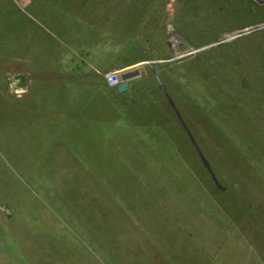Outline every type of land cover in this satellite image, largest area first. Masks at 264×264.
I'll return each instance as SVG.
<instances>
[{
  "label": "rangeland",
  "instance_id": "374dc122",
  "mask_svg": "<svg viewBox=\"0 0 264 264\" xmlns=\"http://www.w3.org/2000/svg\"><path fill=\"white\" fill-rule=\"evenodd\" d=\"M218 226L264 245V0H0V264H173Z\"/></svg>",
  "mask_w": 264,
  "mask_h": 264
},
{
  "label": "crops",
  "instance_id": "0c3cea01",
  "mask_svg": "<svg viewBox=\"0 0 264 264\" xmlns=\"http://www.w3.org/2000/svg\"><path fill=\"white\" fill-rule=\"evenodd\" d=\"M17 28L19 26L15 27L13 34L15 43L19 40ZM211 230L202 234L194 229L187 231L184 234L187 243L164 248L161 255H167L173 264H264V245L253 243L251 235H244L238 229L219 226ZM163 259L164 264H169L167 259Z\"/></svg>",
  "mask_w": 264,
  "mask_h": 264
},
{
  "label": "water",
  "instance_id": "95a60500",
  "mask_svg": "<svg viewBox=\"0 0 264 264\" xmlns=\"http://www.w3.org/2000/svg\"><path fill=\"white\" fill-rule=\"evenodd\" d=\"M145 74V71L143 69H140V68H133V69H130V70H127V71H124L122 73V83L120 85L117 86V90L118 92L120 93H125L129 90V86H130V81L139 77V76H142ZM200 154L202 155L203 157V154L202 152H200ZM206 165L208 166V162L204 159Z\"/></svg>",
  "mask_w": 264,
  "mask_h": 264
},
{
  "label": "built area",
  "instance_id": "2783aa9c",
  "mask_svg": "<svg viewBox=\"0 0 264 264\" xmlns=\"http://www.w3.org/2000/svg\"><path fill=\"white\" fill-rule=\"evenodd\" d=\"M108 81L113 86H118L122 83V72L115 71L108 74Z\"/></svg>",
  "mask_w": 264,
  "mask_h": 264
}]
</instances>
